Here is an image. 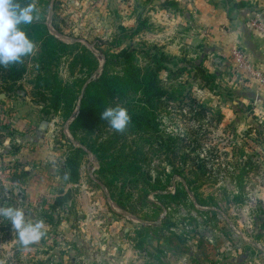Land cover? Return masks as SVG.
Segmentation results:
<instances>
[{"label":"rangeland","instance_id":"374dc122","mask_svg":"<svg viewBox=\"0 0 264 264\" xmlns=\"http://www.w3.org/2000/svg\"><path fill=\"white\" fill-rule=\"evenodd\" d=\"M234 1L217 0L223 5L217 21L200 22L195 15L201 12L182 0H15L35 3L39 19L32 24L45 26L65 48L48 47L40 56V43L34 42L19 81L0 74L6 77H0V207H21L47 229L42 240L25 247L11 222L0 217V264L264 259V87L242 73L232 56L236 49L248 57L233 22L241 9H247V34L264 51V0L238 8ZM153 47L175 59L172 73L159 74L162 86L186 83L204 117L170 101L156 114L153 132L116 131L103 120L74 137L69 125L85 86L101 74L107 57L128 50L143 68L144 53L152 54ZM89 54L95 60L91 75L81 58ZM198 65L214 75L213 91L198 89L191 78ZM178 68L185 69L179 74ZM109 69L120 71L116 65ZM47 76L50 87H61V101L77 99L67 119L62 104L59 112H42L38 94L44 81L40 89L36 81ZM114 104L122 106L115 100L108 107ZM72 148L83 154L76 181L67 183L59 175ZM15 162L29 175L13 182L20 175ZM177 190L176 199L162 198Z\"/></svg>","mask_w":264,"mask_h":264},{"label":"trees","instance_id":"16d2710c","mask_svg":"<svg viewBox=\"0 0 264 264\" xmlns=\"http://www.w3.org/2000/svg\"><path fill=\"white\" fill-rule=\"evenodd\" d=\"M166 3L173 7L177 6L175 2L166 1ZM235 6L238 8L242 5L236 4ZM21 27L25 30L30 39L40 43V56L46 55L47 50L49 52L48 47L53 48L54 46H59L60 48H65V45L48 33L45 26L38 24L33 25L31 23L21 25ZM152 50V54L147 52L144 53L147 64L143 68L134 65L135 59L133 52H129L128 50H122L116 55L107 57L101 74L88 82L85 86L79 105V113L69 125V130L74 137H76L77 133L100 125L101 122H103V119L100 117L101 113L108 107L109 103L115 100L117 103L122 104L123 107L126 105L124 108L127 109L131 117L126 129L134 128L135 131L142 132L143 134L145 131L153 132L157 129L158 125L155 122L156 114L163 109L164 103L167 104L170 101L175 102L179 109L186 106L189 112L194 113L195 117H204V107L197 103L191 89H187L188 86H184L186 83H181L179 81L170 90L162 86L159 74L161 72L172 73L169 67L175 64V59L161 53L156 47H153ZM27 56H24L19 63L0 66V74L5 72L8 79H11L13 82L19 81L25 72L24 60ZM81 58L83 59V63L80 61L82 67L91 75L95 71V60L90 54L88 56L82 55ZM51 59L52 57L50 60L48 58V61L42 67L44 75L49 73L48 67ZM78 60H80V57H78L76 61ZM109 65L110 67H113V65L119 66L120 71L114 73L109 72ZM184 69L185 68H178V73L181 74ZM0 77L2 79L6 78L3 75H0ZM48 78V76L47 78L37 77L36 81L37 89H40L38 83L42 80L44 81V85H42L43 90L41 92L39 91L38 94V96L41 97L39 104L42 106V112L46 109L59 112L58 108L62 104L65 105V112L63 114L65 119H67L77 99H65L61 101V98L64 97L61 87H50ZM191 78L198 82V89L213 91L214 75L205 71L200 65L192 67ZM186 100H188V104L185 105ZM132 103L137 106L132 105ZM115 106L116 104H114L113 107ZM260 134L261 133L258 131L257 135L260 136ZM79 141L81 144H85L84 139L80 138ZM18 150V147H16L14 151ZM82 154V149L72 148L71 154L65 159L60 168L59 175L65 182L74 183L76 181L79 162L77 159L81 157ZM12 167L14 170H16L17 167L20 169V175L17 176V174H15L16 178L12 179L13 182L29 175V172L24 169L25 166H21L18 162L13 163ZM121 167H124V164H121ZM103 168L104 167H102V169ZM181 190L183 193L185 192L183 189ZM178 193L177 190L175 194H168L162 198L174 200ZM203 213L210 214L211 211Z\"/></svg>","mask_w":264,"mask_h":264},{"label":"clouds","instance_id":"9594fccd","mask_svg":"<svg viewBox=\"0 0 264 264\" xmlns=\"http://www.w3.org/2000/svg\"><path fill=\"white\" fill-rule=\"evenodd\" d=\"M39 19L35 3L21 4L15 0H0V66L21 62L24 56L35 50V43L21 25ZM111 128L123 131L130 122V115L122 106L108 107L101 113ZM0 217L11 222L16 237L22 246H29L43 238L46 225L43 220H30L21 207H0Z\"/></svg>","mask_w":264,"mask_h":264},{"label":"crops","instance_id":"0c3cea01","mask_svg":"<svg viewBox=\"0 0 264 264\" xmlns=\"http://www.w3.org/2000/svg\"><path fill=\"white\" fill-rule=\"evenodd\" d=\"M182 1L185 2V5L189 7L191 6L192 8H196V10L199 11V13L201 12V14L195 15L196 19L199 20L200 22H204L205 20L206 21L213 20V22L217 21L215 19L218 16V8L223 6L222 3L217 2V0H214L213 4L207 3V0H182ZM236 1H234V5L238 4V5L244 6L246 3L251 4V1L254 2L255 0H242L239 3H235ZM175 3L177 4V2ZM203 10H204V14H203ZM225 12H226L225 16L228 15V13L230 12L229 8H225ZM236 13L237 12H235V14ZM246 13H247V9L239 10V14H237V16L235 17V21H233L236 24L235 27L237 30L236 33H237V38H238L237 42L243 49H245V52L248 55L247 58L249 59V61H253L254 63H257V64H262V67H264L263 66L264 65V51L261 48V42L255 41L254 39H252V37L249 36V34H247L246 29L244 28V25L242 24L243 19L246 16ZM166 259L167 258H161L163 264L168 263V261L165 262ZM229 260L231 264H252V261H254L255 259L254 258H233V259L229 258ZM259 260H260L259 262L257 261H254V262L258 264H263L262 261L264 259L260 258Z\"/></svg>","mask_w":264,"mask_h":264},{"label":"built area","instance_id":"2783aa9c","mask_svg":"<svg viewBox=\"0 0 264 264\" xmlns=\"http://www.w3.org/2000/svg\"><path fill=\"white\" fill-rule=\"evenodd\" d=\"M232 56L235 66L242 73L256 80L260 86L264 87V71L261 68L251 64L249 59L236 49L232 50Z\"/></svg>","mask_w":264,"mask_h":264}]
</instances>
